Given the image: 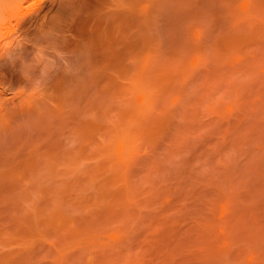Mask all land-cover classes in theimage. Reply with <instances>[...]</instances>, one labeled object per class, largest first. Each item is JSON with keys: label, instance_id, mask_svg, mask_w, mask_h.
<instances>
[{"label": "rangeland", "instance_id": "obj_1", "mask_svg": "<svg viewBox=\"0 0 264 264\" xmlns=\"http://www.w3.org/2000/svg\"><path fill=\"white\" fill-rule=\"evenodd\" d=\"M0 264H264V0H0Z\"/></svg>", "mask_w": 264, "mask_h": 264}]
</instances>
